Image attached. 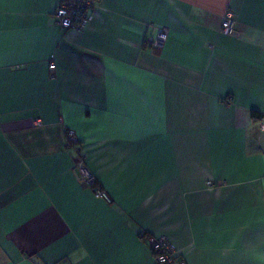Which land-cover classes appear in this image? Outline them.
Segmentation results:
<instances>
[{"label":"crops","instance_id":"obj_1","mask_svg":"<svg viewBox=\"0 0 264 264\" xmlns=\"http://www.w3.org/2000/svg\"><path fill=\"white\" fill-rule=\"evenodd\" d=\"M56 4L0 0V264H155L148 234L264 264V0H97L77 31Z\"/></svg>","mask_w":264,"mask_h":264},{"label":"built area","instance_id":"obj_2","mask_svg":"<svg viewBox=\"0 0 264 264\" xmlns=\"http://www.w3.org/2000/svg\"><path fill=\"white\" fill-rule=\"evenodd\" d=\"M97 0H57L53 12L54 23L62 29L80 30L88 23ZM236 20L231 10H227L220 18V31L226 35L234 33ZM167 29L162 27L158 29L157 34L147 39V44L155 48H160L167 37ZM49 68H54L51 61ZM230 104L229 97L223 100V105ZM66 144L70 149L73 159V171L76 173L78 182L85 186L92 187L96 197L105 202H111L110 196L98 183L95 176L87 169L84 157L79 152L77 139L72 130H65ZM210 186V183H208ZM145 243L153 253L155 264H185V261L175 249L173 244L165 236L144 235Z\"/></svg>","mask_w":264,"mask_h":264},{"label":"trees","instance_id":"obj_3","mask_svg":"<svg viewBox=\"0 0 264 264\" xmlns=\"http://www.w3.org/2000/svg\"><path fill=\"white\" fill-rule=\"evenodd\" d=\"M254 115H256L255 113H253Z\"/></svg>","mask_w":264,"mask_h":264}]
</instances>
